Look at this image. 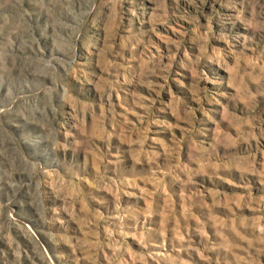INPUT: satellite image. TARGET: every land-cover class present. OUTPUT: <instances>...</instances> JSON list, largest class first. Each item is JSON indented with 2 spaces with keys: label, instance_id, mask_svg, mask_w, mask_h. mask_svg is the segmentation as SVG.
Masks as SVG:
<instances>
[{
  "label": "rangeland",
  "instance_id": "obj_1",
  "mask_svg": "<svg viewBox=\"0 0 264 264\" xmlns=\"http://www.w3.org/2000/svg\"><path fill=\"white\" fill-rule=\"evenodd\" d=\"M0 264H264V0H0Z\"/></svg>",
  "mask_w": 264,
  "mask_h": 264
}]
</instances>
